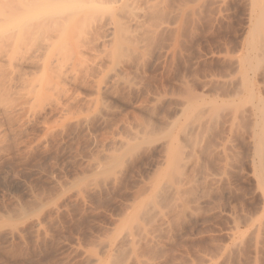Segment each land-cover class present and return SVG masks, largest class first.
I'll return each mask as SVG.
<instances>
[{
  "label": "rangeland",
  "instance_id": "obj_1",
  "mask_svg": "<svg viewBox=\"0 0 264 264\" xmlns=\"http://www.w3.org/2000/svg\"><path fill=\"white\" fill-rule=\"evenodd\" d=\"M12 1L0 264H264V2L155 0L121 45L97 22L39 39Z\"/></svg>",
  "mask_w": 264,
  "mask_h": 264
},
{
  "label": "bare ground",
  "instance_id": "obj_2",
  "mask_svg": "<svg viewBox=\"0 0 264 264\" xmlns=\"http://www.w3.org/2000/svg\"><path fill=\"white\" fill-rule=\"evenodd\" d=\"M154 1L155 0H13L12 4L14 3L13 5H15V8L12 11L14 13L12 14L14 15V17L12 16V18H13V21L16 20L14 21L15 23L13 22L15 24L14 26L15 29L19 30V29H23L24 27L25 29L28 30V34L31 33V35L35 34L34 32L36 31L37 34L39 33L40 37L44 39V41L45 39L48 40L47 39L48 34H46L47 30H52V35L50 34L51 32L49 33V36L51 37L58 34L57 39L59 37L60 40H63V39L65 40L66 37H69V40L72 41L73 40L72 37L73 36L75 37L76 32L75 33L73 32L74 33L73 34L72 32L69 31L71 29H68V27L69 28L70 27L80 28V27H84L87 25H91V24L93 25L95 24V22H97V24H99L98 28L101 30V33L104 34V32H106L105 34L107 35L105 36V38L111 37V35L115 37H119L118 41L121 43V45H124L126 42H124L123 40V35L124 33L126 34L127 30L129 31L130 27L140 26L148 22V21L146 22V19L148 15L152 12L151 10H154V5H155ZM249 1L251 4V9L253 10L258 6V4H260L261 2H264V0H249ZM152 13H151V17H152ZM153 18H156V16ZM147 20L151 21L150 19H147ZM262 26H264V24ZM66 28L68 29L67 32H66ZM259 28L258 29L261 30L263 27L259 26ZM65 33H68L67 36ZM63 34H65L64 36L65 38H62ZM39 35H36L37 38L39 37ZM41 35L42 36L44 35V37H42ZM88 39L90 41V38ZM51 41L52 40L50 39V42ZM17 42H19V40ZM260 110L261 108L259 106H256L255 108L254 106H252L250 110H248L249 117L251 118V120L253 119V121L255 122L254 127L252 129L253 135H252V139L250 142L252 148L255 149L254 150L255 152H256V148L258 145L261 147V149H264V138L263 136L262 137L260 136L262 135L261 131L263 130L262 124H264V115H263V111L261 112ZM232 118L234 120V118L236 117H232ZM196 125L194 126L192 125V128L190 127V132H194L198 129V126ZM257 154L259 156L258 158L261 159L260 152H257ZM171 189L170 190L173 192L174 188H171ZM141 232L143 233L142 230ZM254 232H251V233L253 234ZM134 235H137V234H134ZM134 235L128 234L127 236L131 238V243L137 242L136 236Z\"/></svg>",
  "mask_w": 264,
  "mask_h": 264
}]
</instances>
